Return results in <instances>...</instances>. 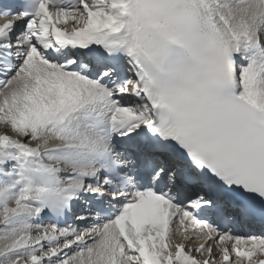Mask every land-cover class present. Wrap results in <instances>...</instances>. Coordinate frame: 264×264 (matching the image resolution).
Returning a JSON list of instances; mask_svg holds the SVG:
<instances>
[{
    "label": "snow or ice",
    "instance_id": "6c2138e0",
    "mask_svg": "<svg viewBox=\"0 0 264 264\" xmlns=\"http://www.w3.org/2000/svg\"><path fill=\"white\" fill-rule=\"evenodd\" d=\"M0 264H264V0H0Z\"/></svg>",
    "mask_w": 264,
    "mask_h": 264
}]
</instances>
